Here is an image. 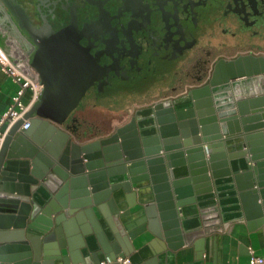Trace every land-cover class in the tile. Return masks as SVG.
I'll return each mask as SVG.
<instances>
[{
    "label": "water",
    "instance_id": "obj_1",
    "mask_svg": "<svg viewBox=\"0 0 264 264\" xmlns=\"http://www.w3.org/2000/svg\"><path fill=\"white\" fill-rule=\"evenodd\" d=\"M2 2L39 46L29 63L43 88L0 148V264H101L118 256L135 264L133 233L146 229L155 255L137 264H170V251L186 243L184 208L212 193L194 214L202 229L204 211H220V186L238 197L249 229L264 230V54L220 59L205 85L81 142L57 122L90 82V53L76 27L42 39L17 5ZM244 77H261L256 94L217 103L214 88ZM204 242L197 241L200 264Z\"/></svg>",
    "mask_w": 264,
    "mask_h": 264
},
{
    "label": "flooded vegetation",
    "instance_id": "obj_2",
    "mask_svg": "<svg viewBox=\"0 0 264 264\" xmlns=\"http://www.w3.org/2000/svg\"><path fill=\"white\" fill-rule=\"evenodd\" d=\"M11 1L42 39L73 24L90 53V79L160 81L170 87L161 97L205 85L220 59L264 54V0ZM58 8L66 10L63 19ZM27 38L31 56L39 46ZM178 63L184 66L174 73ZM84 111L69 121L78 141L88 135Z\"/></svg>",
    "mask_w": 264,
    "mask_h": 264
},
{
    "label": "crops",
    "instance_id": "obj_3",
    "mask_svg": "<svg viewBox=\"0 0 264 264\" xmlns=\"http://www.w3.org/2000/svg\"><path fill=\"white\" fill-rule=\"evenodd\" d=\"M0 46L10 53L14 59L18 61L21 66V79L18 80L14 74H8L2 69L0 64V120L3 115L9 110L14 103L21 85L26 83L27 79L33 81L38 80V75L29 63L30 58V44L27 36L21 31L13 17L11 16L6 5L0 0ZM263 84L261 77H244L232 81L230 84L224 85L214 89V95L217 103H222L226 100L237 98H244L256 94L259 85ZM181 93H172L165 97H160L150 102L136 103L131 107L129 113L124 116L122 121L114 122L113 126L105 133L88 134L81 138V141H89L102 138L112 134L119 126L128 122L132 116L140 111L141 118L150 115V109L153 104L160 99L177 97ZM29 90L23 97L24 102H28ZM59 125L65 130L72 133L70 126L64 125L57 121ZM141 123H144V121ZM88 132V131H87ZM75 137V136H74ZM80 141V140H79ZM252 164V163H251ZM233 190H226L222 186L219 187V194L222 206H220V214L226 220L230 221L228 228H224L222 219L216 217L213 213V218L205 228H198L199 218L201 215H194L200 210L198 204L212 201V193L203 195L200 201L184 208L183 215H186L184 227L186 232L185 245L176 251H170V264H200L197 259L198 248L197 241L205 239L203 246L205 247L204 260L205 264H250V257L252 248L257 255L264 256V230L259 228L250 230L247 219L240 209V202L238 197L233 196ZM210 195V196H209ZM200 212H203L202 210ZM198 214V213H197ZM202 218V217H201ZM123 232L126 233L123 228ZM134 239L132 244L134 246L135 264L155 255V249L151 245V240L154 235L150 230L146 229L142 233L134 232ZM203 260V259H202Z\"/></svg>",
    "mask_w": 264,
    "mask_h": 264
},
{
    "label": "rangeland",
    "instance_id": "obj_4",
    "mask_svg": "<svg viewBox=\"0 0 264 264\" xmlns=\"http://www.w3.org/2000/svg\"><path fill=\"white\" fill-rule=\"evenodd\" d=\"M29 10L35 16L34 9L29 7ZM57 14L59 19H63L67 15L63 8H58ZM239 38L244 42L243 45L249 44L245 38ZM240 41L237 43H242ZM183 66L184 63L181 65L178 63L174 73L180 71ZM109 82L108 76L97 81L90 79L82 97L70 113L59 118L60 123L69 126V121L74 120L77 113L85 110L81 116H85L87 121L88 134L105 133L113 126L114 122L122 121L133 105L160 98L164 92L170 89L168 85L162 86L160 81L151 84L142 83L140 80L130 81L123 77L113 80L111 82L113 85ZM8 141L10 142V139Z\"/></svg>",
    "mask_w": 264,
    "mask_h": 264
},
{
    "label": "built area",
    "instance_id": "obj_5",
    "mask_svg": "<svg viewBox=\"0 0 264 264\" xmlns=\"http://www.w3.org/2000/svg\"><path fill=\"white\" fill-rule=\"evenodd\" d=\"M0 64L2 65V69L7 72L8 74H14L18 80L21 79L20 69L21 66L13 56L4 50L0 46ZM43 85L37 81H33L32 79H27L26 83L22 84L20 89L17 92V95L14 99V103L10 106L9 110L3 115L0 120V148L4 142L5 136L8 134L11 127L35 105L38 103L40 98V93L42 91ZM27 90H29L28 102H24L23 97L26 95ZM30 126L29 120H25L22 125V128H28ZM213 213H216V217L219 216L220 212L219 209L209 208L204 211L202 216L203 218V225L204 228L207 226L205 225L207 222L209 223L213 218ZM222 219V216L220 214ZM223 223V220H222ZM224 226V223H223ZM225 228V227H224ZM251 257H250V264H264V256L257 255L255 251L250 248ZM117 263V264H131V261L128 256H118L116 259L112 260L109 257H106L105 260L101 261V264H108V263Z\"/></svg>",
    "mask_w": 264,
    "mask_h": 264
},
{
    "label": "bare ground",
    "instance_id": "obj_6",
    "mask_svg": "<svg viewBox=\"0 0 264 264\" xmlns=\"http://www.w3.org/2000/svg\"><path fill=\"white\" fill-rule=\"evenodd\" d=\"M227 84H230V83H227ZM227 84H224V85H227ZM224 85H221V86H218V87H222V86H224ZM218 87H216V88H218ZM215 89V88H214ZM213 89V90H214ZM192 99H191V97H189V98H187L186 99V101H185V103L187 104V105H190V106H192ZM187 105H185L186 107H189V106H187Z\"/></svg>",
    "mask_w": 264,
    "mask_h": 264
},
{
    "label": "trees",
    "instance_id": "obj_7",
    "mask_svg": "<svg viewBox=\"0 0 264 264\" xmlns=\"http://www.w3.org/2000/svg\"><path fill=\"white\" fill-rule=\"evenodd\" d=\"M40 100H38V102H39Z\"/></svg>",
    "mask_w": 264,
    "mask_h": 264
}]
</instances>
